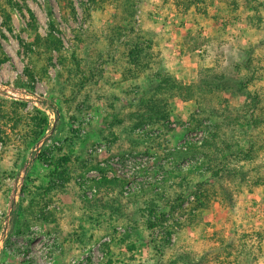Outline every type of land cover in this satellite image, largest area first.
Returning a JSON list of instances; mask_svg holds the SVG:
<instances>
[{
    "label": "rangeland",
    "instance_id": "rangeland-1",
    "mask_svg": "<svg viewBox=\"0 0 264 264\" xmlns=\"http://www.w3.org/2000/svg\"><path fill=\"white\" fill-rule=\"evenodd\" d=\"M17 1L21 5V10L12 13V31L6 28L0 13V43L4 54L10 59L0 65V88L25 90L53 102L62 114L58 133L53 140L59 138L61 134L63 137H70L75 121L70 124L64 117L57 101L48 97L49 84L47 81L38 79L34 91L21 87L22 83L28 82L26 71L35 69L34 57L40 55L44 59V51H36L35 56L32 57L26 53L23 47V44H29L34 37V32L29 27L32 21L30 12L38 24V34L43 38L48 36L50 23L48 14L50 11L53 13L59 29L56 36L62 40L64 54L67 57L79 44L76 41V36H82L84 43L79 54L82 57L89 54L91 61L98 62V68L103 69V78L95 80H97V88L104 95L115 94L119 98L125 96V86L128 83L131 84V81L127 80L125 83L123 73L115 71L111 64V56L114 53L116 59L124 58L129 52L126 43L134 38L135 33H132V29L128 30L127 35L116 43L114 48L110 47L106 35L114 24L116 9L113 4L116 0L104 2L96 0L98 4H102L100 8L92 7L90 0H71L76 17L70 13L68 0ZM189 1L134 0L136 7V14L132 21L134 30L136 32L152 31L155 34L154 51L161 55L171 71L186 86L197 84L201 73L204 76L225 74L230 82H235L234 76L237 74L238 77L248 75V72L242 69V63L249 54L252 55L256 71L254 74L255 83L251 85L249 92L254 94L257 91L264 98V25H259L260 15L257 11V9L261 10L260 5L264 4V0H193L194 4H190L187 8ZM87 7L90 9L88 12ZM96 36L101 37L99 43L94 42ZM99 51L102 53V58H98ZM53 58L54 66L49 69L52 81L56 79L57 72L61 69L56 53L53 54ZM239 64H242L241 70L236 73V65L239 66ZM120 65L122 64L120 63ZM122 69L120 67L119 70ZM233 87L235 89L228 92H215L213 95L202 96L190 101L182 99L173 101L174 121L168 126L170 130L169 128L164 129L168 132L167 137L162 141L164 146L176 147L188 133L196 134V136L201 135L204 140L209 130L212 131L217 128L216 125H220L224 128L221 131L223 137L229 135L231 142L239 144L240 147H247L246 138L240 132L237 120L238 116L243 120L242 116L247 115V105L250 101L247 95H241L238 92L237 86ZM87 95L88 91H83L77 99V103L81 104L80 108L84 110V117L91 114L93 118L89 126L87 125L89 131L93 132L94 130V133H91L86 149H84L86 156L88 149L94 144L106 142L96 134V130L105 127L102 123L104 107L101 105L102 103L95 102L93 108L89 110L84 108L81 100L83 96ZM0 97L23 102L15 98ZM95 98L92 97L93 101ZM35 107L43 110L35 104L28 103L30 110ZM48 110L50 115L55 114L52 109L48 108ZM72 111L73 109H71ZM194 114H198L203 120L204 127L188 131V128H191L189 119ZM204 114L206 115L204 116ZM211 114H214L215 117L223 115L225 117L222 120L212 117L211 120L208 118ZM49 118L50 129L48 132L54 123L53 119ZM81 124L84 125L83 121ZM87 132L86 134L79 133V137L84 138L88 135ZM254 134L257 147L262 146V150L256 155L253 165H247L251 171L248 182L243 186H235L233 183L226 184V182L225 185L217 184L215 187L211 185L214 182L207 184L206 188L209 190L210 197L205 208L202 209L193 208L195 196L190 190L205 179L199 172L191 176L192 186L186 187L185 190L171 189V195H175L176 191H181V193H185L187 200L182 208H177L174 214L167 215L168 222L165 226L171 227L173 233L168 248L159 258L161 264H165L179 255L186 256L190 264H264V183L258 187L252 185V182H264V128L255 131ZM74 143L79 144L77 139H74ZM130 144L128 138L126 139V136L122 134V138L120 137L114 145H110V148L115 151H113L114 153L131 151ZM79 149L80 147L76 151ZM31 150L17 170L15 177L5 180V185L0 189V237L7 221L12 192L21 184L19 177L30 160ZM155 150L153 153L157 152L158 155L162 152V149L156 148ZM171 155L175 161L176 156L174 157L173 153ZM233 162L236 163V161ZM235 163L233 165L238 167L245 164L244 162ZM36 165L37 160L28 174ZM90 172L84 174L83 178H77V181L89 186L92 180H95L94 174ZM180 172L189 176V169ZM45 173L46 171L41 169L40 175ZM33 177L39 182L40 177L37 179L36 176ZM177 181L179 182L180 179L176 181L171 179L168 181V185L172 187ZM24 185L22 186L24 187ZM5 191H8L7 201H5ZM21 193L16 201L14 215L18 212ZM98 197L103 198L105 195L102 193ZM146 197L153 198V195L148 191ZM95 199L86 198L82 189L73 182L68 187L67 194L62 201L55 202L47 209L48 211L56 210L59 213L60 231L58 233H48V227L35 225L27 235L13 236L11 224L9 237L0 257V264H103L106 262L108 253H113L117 258L119 254H122L121 251H125L124 254H127L137 264H156V252L153 247H146V242L152 238L157 241L161 240L165 232L158 230L151 235L147 231L144 218L138 219L135 223L138 233L133 237L138 246L133 252H129L125 247L118 248L113 237L105 236V231L99 229L94 232L93 238H87L85 245L82 246L78 243L70 254L65 252L63 238L75 231L77 227L73 222V217L78 214V209L83 203ZM163 204H160L162 205L161 209ZM53 228L54 226L50 225L49 229ZM127 228L119 224L117 227L119 234L115 238L116 243L120 242L118 235L125 234ZM129 230L132 231L131 228ZM105 239L109 240L105 241ZM139 240L141 246H139ZM27 251L28 253L25 254Z\"/></svg>",
    "mask_w": 264,
    "mask_h": 264
},
{
    "label": "trees",
    "instance_id": "trees-1",
    "mask_svg": "<svg viewBox=\"0 0 264 264\" xmlns=\"http://www.w3.org/2000/svg\"><path fill=\"white\" fill-rule=\"evenodd\" d=\"M68 1L70 2V13L76 17L71 0ZM114 3L116 9L114 24L106 35L110 47L114 48L116 43L127 35L128 30L132 29V33H135L134 38L126 43L129 52L124 58L116 59L114 53L111 56V64L115 71L123 73L125 83L127 80L131 81V84L128 83L125 86L124 97L119 98L115 94L104 95L97 88V80L95 79L103 78V69L98 68V62L91 61L89 54L80 56L79 50L84 43L81 35L76 36V41L79 44L72 50L70 56L67 57L64 54V44L56 36L59 31L58 23L51 11L48 14L50 23L46 38L38 34V24L30 12L32 21L29 27L33 30L34 37L29 44H23V47L26 53L32 57L35 56L36 51H44V59L40 55L34 57L35 69L26 71L28 82L22 83L21 87L34 91L38 79L46 80L49 84L48 97L57 101L64 117L70 124L74 121L82 122L85 113L80 108L81 104L77 103V99L83 91L87 90L88 95L83 96L81 100L83 107L89 110L93 108L95 102L102 103L101 105L104 107L102 123L105 127L96 130L97 136L110 146L117 143L123 134L131 142V151L151 155L153 151H156V148L162 149V154L159 155V158L162 159L171 155L166 153L169 146H164L162 141L168 135L164 129L169 128L168 126L174 121L173 101L176 99L190 101L202 96L213 95L215 92H228L235 89L233 87L235 85L238 87V92L241 95H247L250 101L247 105V115L242 116L243 120L238 116L237 120L240 132L246 138L247 147H240L239 144L231 142L229 135L223 137L221 131L224 128L216 125L217 128L212 131L209 130L201 144L189 143L186 151L176 150L173 153L174 157L176 156L174 163L177 164L188 158L197 160L196 164L189 168V176L180 172L183 170L177 167L169 170L162 168L165 171L163 183L160 185L151 184L139 192L124 195V188L129 180L126 178L109 179L106 176L107 169L93 163L88 152L86 156L84 149H86L85 147L89 142L88 138L91 137L90 135L94 133V130L93 132L92 130L89 131V124L84 126L83 129L88 131V135L80 138L79 132L73 129V132H70V137H63L61 134L59 138L54 140L53 144L45 146L42 150L37 159L38 167L36 165L26 177L11 232L13 236H25L33 226L42 225L45 228L48 227V233H58L60 231L59 213L56 210L48 211V207L55 202L62 201L67 194L68 187L73 182L85 193L83 183H79L77 178H83L87 172L97 170L101 178L92 180V183L87 186L89 189H97V193L93 197L96 199L83 203L78 209V214L73 217V222L77 227L75 231L63 238L65 252L70 254L78 243L82 246L85 245L87 238H93L97 229L104 230L105 236L113 237L118 248L120 246L121 248L125 247L129 252H133L138 246L133 237L137 236L138 233L135 223L138 219L144 218L147 231L151 235L158 230L165 232L161 240L157 241L152 238L146 242V247H153L156 252L155 263L161 264L159 258L164 255V250L168 248L173 233L171 227L165 226L168 222L167 215L174 214L176 209L182 208L187 200V196L181 191H176L174 192L175 195H171V189L185 190L186 187H190L191 181H193L191 176L199 172L201 177H205V179L190 190L195 196L193 208L202 209L205 208L210 197L209 190L206 188L207 184L214 182L211 185L215 187L217 184L225 185V182L226 184L233 183L235 186H243L247 183L251 171L247 165H253L256 155L262 150V146L257 147L254 133L264 128V98L257 91L254 94L249 92L251 85L255 83L254 74L256 71L254 58L249 54L250 52L242 63L243 66L242 64L236 65V73L240 72L242 66L248 75L238 77L237 74L234 76L235 82H230L225 74L204 76L201 73L197 84L184 85L164 62L161 55L154 51L155 34L152 31L141 30L136 32L134 30L132 25L136 14L134 0H116ZM190 4H194L193 0L187 3V8ZM90 5L99 8L102 6L96 0H90ZM260 9H257L260 15L258 23L264 25V4L260 5ZM17 10H21V5L17 0H0V13L9 31L13 30L12 13ZM89 10L87 7V12ZM99 39L101 37H94V42L99 43ZM54 53L59 57L58 62L61 69L57 72L56 79L52 81L49 76V69L54 66ZM98 58H102L100 51ZM8 61L10 59L4 54L0 43V65ZM120 67L123 68L121 71L119 70ZM91 96L96 97L95 101ZM71 109H73L72 112ZM49 117L45 108L41 110L35 107L30 110L26 102L0 97V189L5 185V180L15 177L30 150L49 131ZM212 117L222 120L225 116L215 117L214 114H211L208 118L212 120ZM189 122L191 128H188V131L204 127L203 120L198 114L192 115ZM234 123L236 124L235 121ZM146 126L149 127L147 134L143 137L141 134H136L137 129ZM74 139H77L78 145L74 143ZM55 143H59V145ZM78 147L80 149L76 151ZM156 154L158 153L156 152ZM242 162L245 164L239 167L233 165ZM41 169L46 171L44 175H40ZM33 176H36V179L40 177L39 182ZM177 178L180 181L175 182L174 186L168 185V181L171 179L176 181ZM262 183L264 182L257 181L252 182V185L258 187ZM148 191L152 193L153 198L146 197ZM4 193L5 201H7L8 191ZM102 193L105 197L99 198L98 196H101ZM86 198L88 197L86 196ZM228 200L230 201L229 198ZM162 203L164 204L161 209L162 205L160 204ZM119 224L128 228L125 234L118 235L120 242L116 243L115 238L119 234L117 231ZM50 225L54 226L52 230L49 229ZM130 228L132 231L129 230ZM138 243L141 246L140 240ZM121 252L122 254H119L117 258L114 257L113 253H108L106 262L103 264H137L127 254H124L125 251ZM27 253L28 251L25 254ZM165 264H190V261L186 256L179 255Z\"/></svg>",
    "mask_w": 264,
    "mask_h": 264
},
{
    "label": "built area",
    "instance_id": "built-area-1",
    "mask_svg": "<svg viewBox=\"0 0 264 264\" xmlns=\"http://www.w3.org/2000/svg\"><path fill=\"white\" fill-rule=\"evenodd\" d=\"M91 114L85 116L82 121L84 125L80 128V123L75 121L73 124V129L77 130L80 134H86V130L83 129L84 126H87L91 123L92 120ZM149 132V127L139 128L136 130V134L145 135ZM203 138L201 135L196 136V134L188 133L184 140L174 148L166 149L167 154L175 153L176 150H187V144L198 143L201 144ZM54 143L52 140L47 145ZM59 145V143H55ZM46 145V146H47ZM110 146L106 142H98L88 149V155L92 162H95L100 165L102 168L107 169L106 176L109 179L113 178H126L129 180L128 184L124 188V195H130L135 192L141 191L144 187L150 186L151 184L160 185L165 179V169L180 168L181 170H188L192 165L196 164L197 160L193 158L185 159L181 162L174 163L173 157L167 156L159 158V155L153 153L151 155L138 153L135 151H120L113 152ZM162 153H160L161 155ZM90 173L94 174V179L99 180L101 175L99 171L94 170ZM83 188H85V194L88 198H93L97 189H87V184L83 183ZM109 240V239H105Z\"/></svg>",
    "mask_w": 264,
    "mask_h": 264
},
{
    "label": "water",
    "instance_id": "water-1",
    "mask_svg": "<svg viewBox=\"0 0 264 264\" xmlns=\"http://www.w3.org/2000/svg\"><path fill=\"white\" fill-rule=\"evenodd\" d=\"M0 96H5V97L10 98V99L15 98L16 100L35 104L42 109L45 108L47 110L48 115H50V111L48 110V108L52 109L55 113L53 115H50L51 119H53V121H54L50 132H47L46 135L31 150L30 160L25 165V167L22 171L23 174H21V177H19L21 184L19 186H17V188H15V190L12 192L11 206H10L9 211L7 213V221H6L4 230H3V234L0 237V257H1L2 251L4 250V247H5V243L9 237V232H10L9 230H10V226L12 224V221L14 218V212L16 209L15 205H16V201H17V198L19 196V193H21L20 191L22 190V187H23L22 185H24L28 172L31 170L34 162L40 156L44 147L56 137L58 130H59L58 126L60 124L62 114H61L59 108L57 106H55V104L53 102H50L46 98L39 97L32 92L28 93L25 90H18V89H7L6 90V89L0 88ZM55 107H57V108H55Z\"/></svg>",
    "mask_w": 264,
    "mask_h": 264
}]
</instances>
